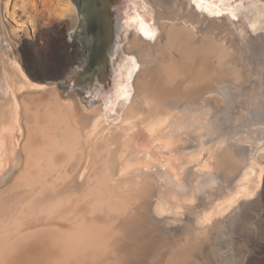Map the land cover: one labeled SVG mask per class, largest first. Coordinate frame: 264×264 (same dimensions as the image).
<instances>
[{
    "label": "bare ground",
    "instance_id": "1",
    "mask_svg": "<svg viewBox=\"0 0 264 264\" xmlns=\"http://www.w3.org/2000/svg\"><path fill=\"white\" fill-rule=\"evenodd\" d=\"M42 1L21 0L31 28L85 37L72 0ZM153 3L129 0L89 77L66 41L68 72H24L0 17V264H221L264 201V2Z\"/></svg>",
    "mask_w": 264,
    "mask_h": 264
},
{
    "label": "rangeland",
    "instance_id": "2",
    "mask_svg": "<svg viewBox=\"0 0 264 264\" xmlns=\"http://www.w3.org/2000/svg\"><path fill=\"white\" fill-rule=\"evenodd\" d=\"M20 4L21 0L11 1L10 6H14L16 10L15 14H13L15 19H9L10 17L6 15L7 13L2 7V4H0V17L8 35L16 43V51L19 55L20 62L23 64V71L25 72L26 68L27 72L38 80L62 76L68 72L66 69L72 66V64L65 63L66 61L63 59L59 60L57 56H51V53L57 51L59 46L62 47L65 41L68 47L67 50L69 53H72L75 47L72 44L78 47L80 45L76 41V35L74 34V38H69L68 40H64V42L60 40L64 37V35H61L58 40L54 36V33L48 30L52 24L45 22L44 16L41 15V20L37 24L42 32L34 30V28H31L29 21L34 12L29 11L25 15L24 13L21 14ZM8 9L11 10L10 7ZM8 9L7 11L9 12ZM36 9L44 10L41 5H38ZM44 15L46 16V12ZM13 28H17L15 29L17 35H14ZM25 41H28L29 44L27 45ZM46 57L48 59H45ZM53 58L54 60H51ZM246 212L254 218L246 219ZM238 222V219H236L232 223V230L227 235V243H229L231 254L225 253L224 246H226V243L224 241L222 242L221 253L215 255L214 259L221 261V264H264V201H260V196L257 195L248 201L242 212L240 224Z\"/></svg>",
    "mask_w": 264,
    "mask_h": 264
},
{
    "label": "water",
    "instance_id": "3",
    "mask_svg": "<svg viewBox=\"0 0 264 264\" xmlns=\"http://www.w3.org/2000/svg\"><path fill=\"white\" fill-rule=\"evenodd\" d=\"M77 6L80 14L86 19L85 37H76V41L87 50L88 64L87 76L95 74L105 63L106 50L116 40L117 30L114 23H126V16L131 15L129 0H72ZM263 1L264 0H258ZM143 8L149 10L147 5L153 6V0H141ZM135 9L138 14L144 12L139 9L138 0H134ZM134 16V14H132ZM120 19V21H119ZM88 38V45L84 40ZM74 38V37H70ZM86 76V77H87ZM80 78L79 80H81Z\"/></svg>",
    "mask_w": 264,
    "mask_h": 264
},
{
    "label": "snow or ice",
    "instance_id": "4",
    "mask_svg": "<svg viewBox=\"0 0 264 264\" xmlns=\"http://www.w3.org/2000/svg\"><path fill=\"white\" fill-rule=\"evenodd\" d=\"M143 31V30H142ZM146 37H148V38H152V33H150V32H147V31H144V33H143Z\"/></svg>",
    "mask_w": 264,
    "mask_h": 264
}]
</instances>
